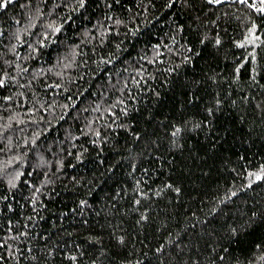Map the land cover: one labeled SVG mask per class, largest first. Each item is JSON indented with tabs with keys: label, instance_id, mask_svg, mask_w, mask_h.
I'll use <instances>...</instances> for the list:
<instances>
[{
	"label": "trees",
	"instance_id": "obj_1",
	"mask_svg": "<svg viewBox=\"0 0 264 264\" xmlns=\"http://www.w3.org/2000/svg\"><path fill=\"white\" fill-rule=\"evenodd\" d=\"M0 264H264V0H0Z\"/></svg>",
	"mask_w": 264,
	"mask_h": 264
},
{
	"label": "snow or ice",
	"instance_id": "obj_2",
	"mask_svg": "<svg viewBox=\"0 0 264 264\" xmlns=\"http://www.w3.org/2000/svg\"><path fill=\"white\" fill-rule=\"evenodd\" d=\"M4 4H6L7 2H9V0H3Z\"/></svg>",
	"mask_w": 264,
	"mask_h": 264
}]
</instances>
